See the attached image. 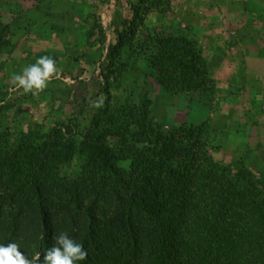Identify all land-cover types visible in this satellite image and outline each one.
<instances>
[{
  "label": "trees",
  "instance_id": "16d2710c",
  "mask_svg": "<svg viewBox=\"0 0 264 264\" xmlns=\"http://www.w3.org/2000/svg\"><path fill=\"white\" fill-rule=\"evenodd\" d=\"M141 9L132 7V19L122 22L107 51L109 66L124 36L134 34ZM152 50L148 62L159 87L205 100L208 71L190 35L159 36ZM149 94L138 93L136 104L124 107L119 148L83 136L75 178L60 176L75 157L72 125H54L40 140L20 141L0 155L2 185L18 191V206L27 211L26 226L0 228V243L43 253L54 234L67 232L88 250L79 264H264V179L215 161L205 124L165 131L152 116ZM111 195L114 206L100 218L96 206Z\"/></svg>",
  "mask_w": 264,
  "mask_h": 264
},
{
  "label": "crops",
  "instance_id": "0c3cea01",
  "mask_svg": "<svg viewBox=\"0 0 264 264\" xmlns=\"http://www.w3.org/2000/svg\"><path fill=\"white\" fill-rule=\"evenodd\" d=\"M166 1L161 9L142 0H0V62L21 73L44 55L56 62L97 61L116 44L119 20L132 19V7L146 6V27L185 32L203 51L213 92L185 103L193 115L186 122H210L222 109L224 154L232 160L237 145L256 136L252 146L260 151L256 161L264 178V0Z\"/></svg>",
  "mask_w": 264,
  "mask_h": 264
},
{
  "label": "rangeland",
  "instance_id": "374dc122",
  "mask_svg": "<svg viewBox=\"0 0 264 264\" xmlns=\"http://www.w3.org/2000/svg\"><path fill=\"white\" fill-rule=\"evenodd\" d=\"M145 5L156 7L160 5V8L164 9L167 7V1L147 0ZM147 10L148 7H142L133 25L134 34L127 33L124 36V48L119 55L112 58V65H108L107 52L101 55L99 60L85 64L57 62L58 67L62 69L61 78L54 79L39 96L24 94L22 89L14 91L11 80L4 77L6 73V75L15 73V68H11V64L7 62H0V155H4L10 147L16 146L20 141L40 140L54 125L68 127L72 125L75 133L73 137L75 157L71 164L60 167V176L75 178L79 174L78 154L81 152L79 145L83 136L91 133L95 138L106 142L110 148H119L118 139L124 136L121 129L125 128L121 126L123 109L127 105L136 104L138 93H143L144 90L150 92L152 116L164 126L165 131L187 123L188 117L193 121V115L185 103L198 98L197 94L165 97L158 89L148 57L153 51L154 39L168 34H165L167 31L164 27L155 29L144 25L142 15ZM120 23L121 19L119 27L123 31ZM204 63L206 65V61ZM212 92L213 84L208 78L207 89L200 95L206 100ZM97 98L104 99L103 108L96 109L92 106L91 102ZM224 116L225 113L219 109L210 122L202 123L205 124L203 135L216 148L210 151L212 158L231 167L233 171L244 168L253 172L258 179H264L259 174L262 165L256 161L260 151L252 146L256 144V136L251 139V143L245 140L237 145L236 156L232 160L229 154H224V147L221 145L225 135ZM253 123L257 124L255 116ZM129 143L130 139L127 145ZM128 165V162L122 163L121 169L127 170ZM18 197L17 190L2 185L0 180V228L6 224L26 226L27 211L18 206ZM47 197L49 201H53L51 197ZM113 199L115 200V196L111 195V199L96 206L100 218L114 206ZM59 217L60 213L53 214L51 221L54 225L58 223ZM137 218L138 215L134 212V219ZM25 250L29 256L38 252L31 246H26Z\"/></svg>",
  "mask_w": 264,
  "mask_h": 264
},
{
  "label": "clouds",
  "instance_id": "9594fccd",
  "mask_svg": "<svg viewBox=\"0 0 264 264\" xmlns=\"http://www.w3.org/2000/svg\"><path fill=\"white\" fill-rule=\"evenodd\" d=\"M62 69L53 57L44 55L34 64L26 66L21 73H13L10 80L13 90L22 89L24 94L39 96L54 79L61 78ZM258 101L261 97H257ZM96 109L104 107V99L97 98L91 102ZM88 250L83 244L72 238L67 232L52 236V244L41 253L32 256L21 250L18 243L9 241L0 243V264H79L88 258Z\"/></svg>",
  "mask_w": 264,
  "mask_h": 264
}]
</instances>
